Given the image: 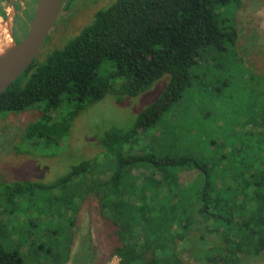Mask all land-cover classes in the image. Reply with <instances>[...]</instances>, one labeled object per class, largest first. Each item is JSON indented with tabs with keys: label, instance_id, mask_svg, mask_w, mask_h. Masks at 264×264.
<instances>
[{
	"label": "trees",
	"instance_id": "1",
	"mask_svg": "<svg viewBox=\"0 0 264 264\" xmlns=\"http://www.w3.org/2000/svg\"><path fill=\"white\" fill-rule=\"evenodd\" d=\"M75 1L64 0L62 13ZM240 6L116 0L1 93L0 119L28 109L40 114L19 141L65 147L75 118L107 94L135 97L169 76L130 126L108 129L101 152L56 181L0 179V264H66L92 195L121 264H193L183 253L200 264H236L264 252V76L240 55ZM232 94L228 106L224 97ZM182 104L207 127L193 131L189 118H180ZM173 108L174 121L165 123ZM166 136L174 152H156V140ZM183 170L196 176L182 182ZM22 207V222L12 225ZM19 236L22 243L9 249ZM91 245L89 237L85 247Z\"/></svg>",
	"mask_w": 264,
	"mask_h": 264
},
{
	"label": "rangeland",
	"instance_id": "2",
	"mask_svg": "<svg viewBox=\"0 0 264 264\" xmlns=\"http://www.w3.org/2000/svg\"><path fill=\"white\" fill-rule=\"evenodd\" d=\"M115 1L76 0L68 10L63 11L36 59L44 60L46 52L61 47L74 39L93 21L98 9L106 8ZM35 6V0L0 2L1 10L5 13L4 17L0 16V39L3 40V47L12 42L9 34L10 27L12 33H15L17 41L23 39L31 20L29 17H31V12H34ZM236 18L240 55L247 67L264 76V0H241ZM212 78L210 80H213ZM164 79H167L168 82L169 76L164 75L154 86L138 96H125L123 100L119 101L116 94L109 93L102 100L88 107L72 122L70 135L64 140L66 141L65 147L63 141L48 148L42 145L29 146L23 139L19 141L18 134L26 123L39 119L37 118L40 117L38 110L28 109L4 116L0 119V179L8 182L30 180L50 183L56 181L65 175L73 164L83 159L82 157L99 154L101 152L99 138L108 129L130 126L138 113L161 94L166 81H163ZM234 97L233 94L225 96V103L230 106ZM194 100L197 101L198 97L196 96ZM208 106L207 104L206 107L208 108ZM179 112L180 118L185 119L186 116L189 118L193 131L200 127L203 129L207 127L205 123H202V120L198 121L199 114L196 111L193 112L191 108L189 109L186 104L180 106ZM166 118L165 123H168L170 118H173L174 121V108ZM171 137L166 136L156 140L155 151L174 152V139ZM193 146L196 148L198 146L195 141ZM29 150L30 152H27ZM19 151L23 153H19ZM47 152H52L51 155L55 156L45 155ZM108 174H111L110 171ZM194 176H196V172L192 170H183L180 173L181 181L185 183L190 182ZM23 208L13 217L12 225L18 224V220L22 222L23 212H27ZM23 226L24 224L20 228H24ZM109 233L108 224L100 213L96 197L92 195L83 203L79 212L74 227V245L68 264L117 263ZM89 237L93 242L91 251L85 247ZM21 238V236L17 237L15 245L8 248L14 249L17 243L20 245ZM183 255L188 262L200 264L190 259L188 253H183ZM236 264H264V252L259 255H242Z\"/></svg>",
	"mask_w": 264,
	"mask_h": 264
},
{
	"label": "water",
	"instance_id": "3",
	"mask_svg": "<svg viewBox=\"0 0 264 264\" xmlns=\"http://www.w3.org/2000/svg\"><path fill=\"white\" fill-rule=\"evenodd\" d=\"M64 0H37L23 39L15 41L11 27L10 44L0 49V95L33 63L46 38L62 14Z\"/></svg>",
	"mask_w": 264,
	"mask_h": 264
},
{
	"label": "built area",
	"instance_id": "4",
	"mask_svg": "<svg viewBox=\"0 0 264 264\" xmlns=\"http://www.w3.org/2000/svg\"><path fill=\"white\" fill-rule=\"evenodd\" d=\"M115 259H116L117 263H114V262H113L112 264H121L120 258L117 257L116 255H115Z\"/></svg>",
	"mask_w": 264,
	"mask_h": 264
},
{
	"label": "flooded vegetation",
	"instance_id": "5",
	"mask_svg": "<svg viewBox=\"0 0 264 264\" xmlns=\"http://www.w3.org/2000/svg\"><path fill=\"white\" fill-rule=\"evenodd\" d=\"M5 2V1H7V0H0V2ZM0 11H3V10H1V7H0ZM4 12V11H3ZM13 36H14V39L16 40V38H15V33L13 34ZM17 41V40H16Z\"/></svg>",
	"mask_w": 264,
	"mask_h": 264
},
{
	"label": "bare ground",
	"instance_id": "6",
	"mask_svg": "<svg viewBox=\"0 0 264 264\" xmlns=\"http://www.w3.org/2000/svg\"><path fill=\"white\" fill-rule=\"evenodd\" d=\"M3 23V22H2ZM4 25V24H3ZM2 26V25H1ZM2 43H3V40L0 39V49L2 48Z\"/></svg>",
	"mask_w": 264,
	"mask_h": 264
},
{
	"label": "crops",
	"instance_id": "7",
	"mask_svg": "<svg viewBox=\"0 0 264 264\" xmlns=\"http://www.w3.org/2000/svg\"><path fill=\"white\" fill-rule=\"evenodd\" d=\"M68 262H69V260H67V263L66 264H68Z\"/></svg>",
	"mask_w": 264,
	"mask_h": 264
}]
</instances>
